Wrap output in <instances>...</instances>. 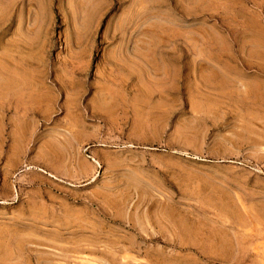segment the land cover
<instances>
[{
  "label": "rangeland",
  "instance_id": "374dc122",
  "mask_svg": "<svg viewBox=\"0 0 264 264\" xmlns=\"http://www.w3.org/2000/svg\"><path fill=\"white\" fill-rule=\"evenodd\" d=\"M0 264H264V0H0Z\"/></svg>",
  "mask_w": 264,
  "mask_h": 264
},
{
  "label": "crops",
  "instance_id": "0c3cea01",
  "mask_svg": "<svg viewBox=\"0 0 264 264\" xmlns=\"http://www.w3.org/2000/svg\"><path fill=\"white\" fill-rule=\"evenodd\" d=\"M16 100H18L16 101L17 103H21V98L16 99ZM18 105L21 106V104H18ZM26 128H27L26 122H23L21 120L16 121V124H15L16 131H19V130L24 131ZM76 142H77L76 138L69 137L62 144V148H57L58 146L56 145V141L53 138L47 137L43 139L34 149H78ZM11 149H26L24 146H22V140L18 134L15 135L14 145L13 147H11Z\"/></svg>",
  "mask_w": 264,
  "mask_h": 264
},
{
  "label": "bare ground",
  "instance_id": "6f19581e",
  "mask_svg": "<svg viewBox=\"0 0 264 264\" xmlns=\"http://www.w3.org/2000/svg\"><path fill=\"white\" fill-rule=\"evenodd\" d=\"M88 158L91 160V163H93L92 165L96 168H99L101 166L100 162H98V160H96L95 158H92L90 156H88ZM82 163V162H81ZM85 168V166H84ZM42 171V170H41ZM45 172V171H43ZM52 177H54L53 175H51Z\"/></svg>",
  "mask_w": 264,
  "mask_h": 264
}]
</instances>
